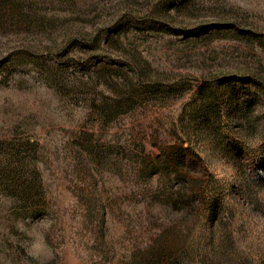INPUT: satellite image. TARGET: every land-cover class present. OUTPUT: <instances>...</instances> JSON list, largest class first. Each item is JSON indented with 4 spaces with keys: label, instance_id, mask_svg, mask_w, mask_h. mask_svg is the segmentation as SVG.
Segmentation results:
<instances>
[{
    "label": "rangeland",
    "instance_id": "rangeland-1",
    "mask_svg": "<svg viewBox=\"0 0 264 264\" xmlns=\"http://www.w3.org/2000/svg\"><path fill=\"white\" fill-rule=\"evenodd\" d=\"M0 264H264V0H0Z\"/></svg>",
    "mask_w": 264,
    "mask_h": 264
}]
</instances>
